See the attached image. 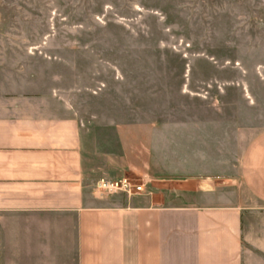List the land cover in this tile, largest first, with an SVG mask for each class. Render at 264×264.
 <instances>
[{"label": "crops", "instance_id": "1", "mask_svg": "<svg viewBox=\"0 0 264 264\" xmlns=\"http://www.w3.org/2000/svg\"><path fill=\"white\" fill-rule=\"evenodd\" d=\"M4 67L0 264H264V128L190 102L81 115ZM125 175L149 193H94Z\"/></svg>", "mask_w": 264, "mask_h": 264}, {"label": "rangeland", "instance_id": "2", "mask_svg": "<svg viewBox=\"0 0 264 264\" xmlns=\"http://www.w3.org/2000/svg\"><path fill=\"white\" fill-rule=\"evenodd\" d=\"M0 67L79 114L190 102L264 128V0H0Z\"/></svg>", "mask_w": 264, "mask_h": 264}, {"label": "built area", "instance_id": "3", "mask_svg": "<svg viewBox=\"0 0 264 264\" xmlns=\"http://www.w3.org/2000/svg\"><path fill=\"white\" fill-rule=\"evenodd\" d=\"M93 191L96 195L123 192L130 197L134 194L144 193L145 182L126 175L116 178L100 177L93 184Z\"/></svg>", "mask_w": 264, "mask_h": 264}]
</instances>
